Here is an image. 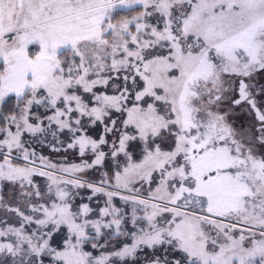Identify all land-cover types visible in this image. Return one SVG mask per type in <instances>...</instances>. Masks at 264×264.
<instances>
[{"label": "snow or ice", "instance_id": "6c2138e0", "mask_svg": "<svg viewBox=\"0 0 264 264\" xmlns=\"http://www.w3.org/2000/svg\"><path fill=\"white\" fill-rule=\"evenodd\" d=\"M0 264H264V0H0Z\"/></svg>", "mask_w": 264, "mask_h": 264}, {"label": "rangeland", "instance_id": "374dc122", "mask_svg": "<svg viewBox=\"0 0 264 264\" xmlns=\"http://www.w3.org/2000/svg\"><path fill=\"white\" fill-rule=\"evenodd\" d=\"M45 151H46V152H45V155H46V154H48V151H47V149H45Z\"/></svg>", "mask_w": 264, "mask_h": 264}, {"label": "trees", "instance_id": "16d2710c", "mask_svg": "<svg viewBox=\"0 0 264 264\" xmlns=\"http://www.w3.org/2000/svg\"><path fill=\"white\" fill-rule=\"evenodd\" d=\"M43 151H44V154H45V152H46L45 149ZM46 155H48V154H46Z\"/></svg>", "mask_w": 264, "mask_h": 264}]
</instances>
